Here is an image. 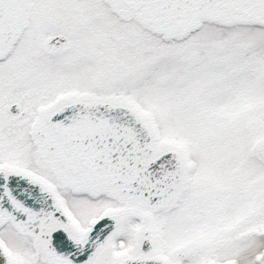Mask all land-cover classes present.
I'll return each mask as SVG.
<instances>
[{
	"label": "snow or ice",
	"instance_id": "obj_1",
	"mask_svg": "<svg viewBox=\"0 0 264 264\" xmlns=\"http://www.w3.org/2000/svg\"><path fill=\"white\" fill-rule=\"evenodd\" d=\"M0 264H264V0H0Z\"/></svg>",
	"mask_w": 264,
	"mask_h": 264
}]
</instances>
